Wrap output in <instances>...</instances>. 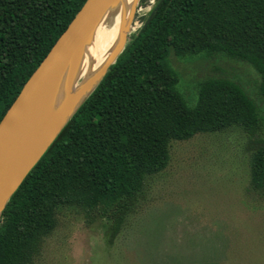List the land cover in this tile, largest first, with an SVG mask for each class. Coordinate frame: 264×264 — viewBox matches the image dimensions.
<instances>
[{
	"label": "trees",
	"instance_id": "obj_1",
	"mask_svg": "<svg viewBox=\"0 0 264 264\" xmlns=\"http://www.w3.org/2000/svg\"><path fill=\"white\" fill-rule=\"evenodd\" d=\"M86 0H0V120ZM171 52V53H170ZM200 58L195 105L168 60ZM197 54L200 56L193 57ZM222 58L256 72V97ZM264 0H156L92 93L11 196L0 219V264H32L62 208L110 221V238L147 179L170 161L172 141L240 127L264 132ZM249 189L264 196V144L249 157Z\"/></svg>",
	"mask_w": 264,
	"mask_h": 264
},
{
	"label": "rangeland",
	"instance_id": "obj_2",
	"mask_svg": "<svg viewBox=\"0 0 264 264\" xmlns=\"http://www.w3.org/2000/svg\"><path fill=\"white\" fill-rule=\"evenodd\" d=\"M155 2L140 0L135 30ZM168 60L184 99L195 105L198 81L213 66L198 57ZM218 65L216 74H234L256 97L249 65L227 58ZM258 141L264 144V132L248 137L238 126L172 141L168 166L147 179L113 239L106 217L62 208L32 264H264V196L249 189V157Z\"/></svg>",
	"mask_w": 264,
	"mask_h": 264
},
{
	"label": "water",
	"instance_id": "obj_3",
	"mask_svg": "<svg viewBox=\"0 0 264 264\" xmlns=\"http://www.w3.org/2000/svg\"><path fill=\"white\" fill-rule=\"evenodd\" d=\"M121 1L86 0L0 120V219L21 182L125 48L140 0H132L127 20L119 27L120 41L95 82L81 97L64 99L51 117L60 87L66 95L72 92L85 46L106 13Z\"/></svg>",
	"mask_w": 264,
	"mask_h": 264
},
{
	"label": "bare ground",
	"instance_id": "obj_4",
	"mask_svg": "<svg viewBox=\"0 0 264 264\" xmlns=\"http://www.w3.org/2000/svg\"><path fill=\"white\" fill-rule=\"evenodd\" d=\"M131 2L132 0H122L116 9L110 10L103 17L91 41L85 46L84 53L79 59L72 92L66 95L63 90L64 87H60L55 102L52 105L51 117L54 116L64 99L67 97H81L95 82L105 60L114 51L120 41L121 34L119 27L121 23H125L127 20ZM137 24L136 21L133 22L130 29L131 33L135 31Z\"/></svg>",
	"mask_w": 264,
	"mask_h": 264
}]
</instances>
